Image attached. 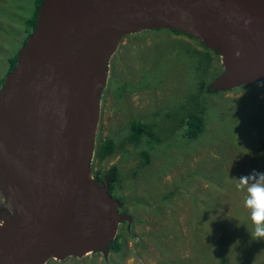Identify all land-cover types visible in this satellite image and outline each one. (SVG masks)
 <instances>
[{
	"label": "water",
	"instance_id": "obj_1",
	"mask_svg": "<svg viewBox=\"0 0 264 264\" xmlns=\"http://www.w3.org/2000/svg\"><path fill=\"white\" fill-rule=\"evenodd\" d=\"M163 28L222 56L211 90L264 80V0H41L0 88V264L107 254L129 217L92 175L101 92L121 39Z\"/></svg>",
	"mask_w": 264,
	"mask_h": 264
},
{
	"label": "rangeland",
	"instance_id": "obj_2",
	"mask_svg": "<svg viewBox=\"0 0 264 264\" xmlns=\"http://www.w3.org/2000/svg\"><path fill=\"white\" fill-rule=\"evenodd\" d=\"M34 10L35 0H0V88ZM171 30L122 38L101 92L94 153L104 139L114 149L94 157L92 175L116 173L110 192L129 217L116 226L120 248L44 264H264V240H252L245 192L235 187L264 172V80L208 92L220 73H197L187 48L201 49L199 40ZM221 63L217 54L210 66ZM191 113L205 122L195 138L186 134ZM132 120L152 123L160 137L147 163L123 140Z\"/></svg>",
	"mask_w": 264,
	"mask_h": 264
},
{
	"label": "trees",
	"instance_id": "obj_3",
	"mask_svg": "<svg viewBox=\"0 0 264 264\" xmlns=\"http://www.w3.org/2000/svg\"><path fill=\"white\" fill-rule=\"evenodd\" d=\"M41 0H35V10L33 12V15L31 19L27 21V26L29 28V34L32 32L33 28L36 25V18L38 16L39 8H40ZM175 34H181V32L177 30H171ZM198 45H200L201 49H196L194 47L187 48V55L190 57V55L195 57V62L192 60L193 63V69L196 70V72H207L208 74L213 72V76H217L221 72V65L217 66H210L212 59H215L217 56V52L215 50H211L205 46L202 42H197ZM10 63V70L15 66L16 63V56L9 59ZM9 70V71H10ZM201 75V74H200ZM248 85V84H247ZM250 85V84H249ZM246 86V85H242ZM241 87V86H237ZM208 92H212L208 88ZM186 123L188 124V130L187 135L190 138L197 137L200 132L204 129V119L200 114L191 113L187 115ZM154 125L152 123L147 122H141L140 120H132L130 122V127L128 133L123 137V140L126 143L131 144H137L139 147H141V150L139 151V155L142 157L144 163H147L150 159V156L154 150V146L158 144V139L160 137L156 134L155 129H153ZM155 137V139H152ZM114 149V141L109 139H104L102 146L96 150V154H93L92 163H91V169H93V160L94 157L97 156L98 161H101L100 159L106 157L113 152ZM94 176V175H93ZM109 176V175H108ZM116 176V173L109 176V181L114 179ZM105 184V183H104ZM102 184V185H104ZM110 187V185H109ZM110 191V189H109ZM108 248L111 250H118L120 248V243L118 241V234L109 242Z\"/></svg>",
	"mask_w": 264,
	"mask_h": 264
},
{
	"label": "clouds",
	"instance_id": "obj_4",
	"mask_svg": "<svg viewBox=\"0 0 264 264\" xmlns=\"http://www.w3.org/2000/svg\"><path fill=\"white\" fill-rule=\"evenodd\" d=\"M236 180V189L245 192L244 207L253 226L248 230L250 236L252 240H264V172L253 170Z\"/></svg>",
	"mask_w": 264,
	"mask_h": 264
},
{
	"label": "flooded vegetation",
	"instance_id": "obj_5",
	"mask_svg": "<svg viewBox=\"0 0 264 264\" xmlns=\"http://www.w3.org/2000/svg\"><path fill=\"white\" fill-rule=\"evenodd\" d=\"M93 175H94L93 176L94 179H96L97 181H99L101 185L104 184L106 180H108V189H110V187H109V176H106V177L98 176L97 173H96V171H93Z\"/></svg>",
	"mask_w": 264,
	"mask_h": 264
},
{
	"label": "bare ground",
	"instance_id": "obj_6",
	"mask_svg": "<svg viewBox=\"0 0 264 264\" xmlns=\"http://www.w3.org/2000/svg\"><path fill=\"white\" fill-rule=\"evenodd\" d=\"M253 84V83H252ZM247 85V84H246ZM249 85V84H248ZM242 86V85H241ZM101 105V104H100ZM116 234V233H115Z\"/></svg>",
	"mask_w": 264,
	"mask_h": 264
}]
</instances>
